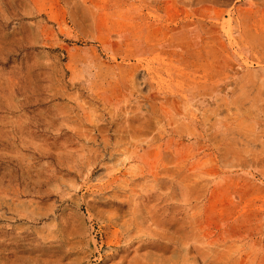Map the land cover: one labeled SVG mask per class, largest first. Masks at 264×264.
Segmentation results:
<instances>
[{
  "label": "rangeland",
  "instance_id": "374dc122",
  "mask_svg": "<svg viewBox=\"0 0 264 264\" xmlns=\"http://www.w3.org/2000/svg\"><path fill=\"white\" fill-rule=\"evenodd\" d=\"M264 264V0H0V264Z\"/></svg>",
  "mask_w": 264,
  "mask_h": 264
},
{
  "label": "built area",
  "instance_id": "2783aa9c",
  "mask_svg": "<svg viewBox=\"0 0 264 264\" xmlns=\"http://www.w3.org/2000/svg\"><path fill=\"white\" fill-rule=\"evenodd\" d=\"M100 259H101V254H100L99 251H97V252H96V255H95V256L93 257V259H92V262H93V263H91V264H95V263L99 262Z\"/></svg>",
  "mask_w": 264,
  "mask_h": 264
}]
</instances>
